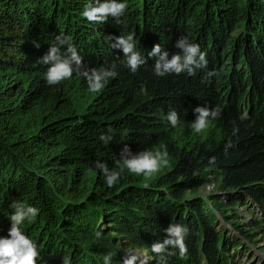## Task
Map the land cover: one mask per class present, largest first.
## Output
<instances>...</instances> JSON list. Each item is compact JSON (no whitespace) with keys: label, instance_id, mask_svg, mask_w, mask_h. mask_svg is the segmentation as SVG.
Here are the masks:
<instances>
[{"label":"trees","instance_id":"1","mask_svg":"<svg viewBox=\"0 0 264 264\" xmlns=\"http://www.w3.org/2000/svg\"><path fill=\"white\" fill-rule=\"evenodd\" d=\"M118 2L127 4L121 22L109 17L97 24L82 15L95 0H0V238L8 237L11 205L20 202L39 209L21 228L37 245V264H63L65 257L69 264H104L108 255L111 264H123L127 255L113 231L142 241L149 264H238V246L245 243L221 233L213 213L236 202L211 207L175 198L201 186L203 168H213L264 217V0ZM128 35L146 60L135 74L110 39ZM57 36L70 37L85 68L114 64L118 73L82 111L67 97L69 82L88 87L82 75L55 86L46 82L50 65L40 61ZM181 36L206 53L207 67L157 77L156 59L148 54L159 44L171 58ZM227 41L231 57L221 74L217 55ZM61 54L67 55L66 46ZM197 107L221 110L202 134L191 129ZM173 109L190 139L186 149L173 143L161 114ZM102 134L112 141L105 144ZM155 144L175 157L166 175L144 185L124 168L115 186L106 185L97 161L119 172L125 146L138 154ZM219 215L227 223L228 216ZM170 224L187 229L186 252L168 248L162 260L151 246L167 238Z\"/></svg>","mask_w":264,"mask_h":264},{"label":"clouds","instance_id":"2","mask_svg":"<svg viewBox=\"0 0 264 264\" xmlns=\"http://www.w3.org/2000/svg\"><path fill=\"white\" fill-rule=\"evenodd\" d=\"M126 8L127 4L118 2V0H95L94 4H90L85 8L82 15L91 23L102 24L111 17L119 24ZM110 39L115 41L112 45L113 48L122 50L126 66L133 74L146 63L141 54L135 50L133 35L110 37ZM33 43L39 48L38 43L35 41ZM65 46L67 55H62L61 48ZM175 47L180 51L172 54L171 58H169V52L162 50L159 44L155 45L148 54L156 59L154 74L157 77H166L172 74L180 75L184 72L194 75L196 69L207 67L206 53L201 52L199 45L190 43L187 37L181 36ZM40 62L50 65L45 74L46 82L50 86L59 85L62 81L69 80L76 73L87 80L90 92L99 93L110 78H115L118 75L114 64L111 68H85L82 57L78 55L77 50L70 43V37L57 36L55 43L50 46L49 52ZM208 75H215V73L209 72ZM141 91L146 94V89L142 88ZM194 111L196 119L191 122V129L196 134L204 133L209 127L210 121L218 119L221 115L219 107L215 109L197 107ZM246 118L247 114L240 116L241 121ZM167 119L173 128L181 123L180 116L174 109L170 110ZM109 132H111V129H109ZM238 132L239 128L235 127L233 135ZM112 139L111 135L102 134L100 136V140L105 144H109ZM231 146V141H229L225 146V150L227 151ZM214 162L215 157H212L210 163ZM169 163L166 145L162 146V150H144L138 154H133L130 148L125 146L119 159L121 166L119 172L115 168L110 170L106 163L100 161L96 162V167L103 173L106 185L112 188L119 182L124 168H127L132 174L143 175L147 179L160 172L162 168L168 167ZM11 207L14 212L8 217L10 220L8 237L0 238V264H37V258L40 255L37 245L23 234L21 228L26 220L31 221L38 215L39 209L26 206L20 202L13 203ZM165 232L167 238L162 243H154L151 246V251L160 255L162 260L163 254L167 253L168 248L179 249L180 255L183 256L186 252L185 235L187 229L179 224H170ZM138 260L137 255L129 254L124 258L123 264H138ZM63 264H69L67 257L63 259ZM104 264H111L110 255L104 257ZM141 264H143V261H141Z\"/></svg>","mask_w":264,"mask_h":264},{"label":"rangeland","instance_id":"3","mask_svg":"<svg viewBox=\"0 0 264 264\" xmlns=\"http://www.w3.org/2000/svg\"><path fill=\"white\" fill-rule=\"evenodd\" d=\"M191 25H196L197 20L194 19L189 22ZM234 36V34H233ZM227 46V47H226ZM231 41H227L225 44V51L219 52L217 55V60L221 63L217 66L218 71L222 74L226 70V65L229 63L231 57ZM122 51V50H121ZM228 68V67H227ZM67 97L71 98L73 108L77 111H82L85 109L88 104L93 100L95 93L89 91L88 87L79 85L78 83L69 82L67 84ZM167 119V114H163ZM211 130V126L205 130L206 132ZM167 131L171 135L173 143L178 146V149H185L189 146L188 143L190 139L188 136L184 135L180 127L173 128L167 126ZM149 151L162 150L160 145H152ZM169 166L164 167L160 172L154 174L150 178H145L143 175L137 176L132 174V177L137 179L141 184H149L156 179H160L171 169L175 162V157L168 152ZM203 184L199 187L192 186L189 189L182 191L180 197L175 199L179 202L183 200H192L199 199L203 200L209 206H217L215 204H228L231 201H234L232 206L221 208L220 211L218 208L213 209V213L217 215V229L221 233H226L230 238H242L244 246H238V249H241L242 257L239 258L238 264H264V217L262 213L258 212L255 208L253 202L243 199L236 191L233 189H228L222 183V177L218 171L213 168H203L202 170ZM246 204V205H245ZM182 205V204H181ZM220 212H224L227 218V223L224 222L219 216ZM216 223V222H215ZM229 229L223 231V229ZM242 231V232H241ZM114 236L118 243L117 246H121L122 251L126 255L134 254L139 257L138 264H149L151 261L150 251L147 250L145 246H142V241H132L126 238L125 236L120 237L117 231H113ZM231 235V236H230Z\"/></svg>","mask_w":264,"mask_h":264}]
</instances>
